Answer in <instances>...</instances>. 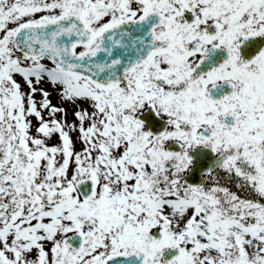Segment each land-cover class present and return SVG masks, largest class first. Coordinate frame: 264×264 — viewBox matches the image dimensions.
I'll use <instances>...</instances> for the list:
<instances>
[{
  "label": "snow or ice",
  "instance_id": "snow-or-ice-1",
  "mask_svg": "<svg viewBox=\"0 0 264 264\" xmlns=\"http://www.w3.org/2000/svg\"><path fill=\"white\" fill-rule=\"evenodd\" d=\"M0 264H264V0H0Z\"/></svg>",
  "mask_w": 264,
  "mask_h": 264
}]
</instances>
